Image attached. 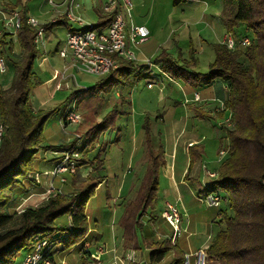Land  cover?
Here are the masks:
<instances>
[{"label": "trees", "instance_id": "1", "mask_svg": "<svg viewBox=\"0 0 264 264\" xmlns=\"http://www.w3.org/2000/svg\"><path fill=\"white\" fill-rule=\"evenodd\" d=\"M186 1L171 0V3L178 6ZM221 1L220 18L226 32L234 37L233 50L222 43L213 44L214 60L201 77L180 72L164 52L154 63L174 80H197L203 86L218 81L226 87L222 108L211 112L193 109L200 120L220 122L229 115L228 127L217 128L220 143L227 142L223 148L226 156L216 169V177H206L205 193L217 194L221 199L214 221L218 229L212 235L207 253L220 264H264V0ZM23 3L16 0L7 2L6 7L2 5L3 10L19 12L21 25L15 38L0 32V56L14 70L10 87L0 88V264H15L19 253L29 252L39 240H46L56 248L47 255L52 264L56 253L75 246L80 251L77 264H96L84 240L88 235L86 206L106 178L104 154L108 143L101 139L108 131L118 137L123 125L117 128L116 121L131 114L130 92L139 81L151 78L150 68L118 59L117 67L99 77L94 86L73 91L67 102L74 103V110L83 116V124L75 130L83 145L78 147L75 139L68 145L42 147L43 127L60 108L34 111L28 104L32 89L40 83L33 69L39 51L34 43L37 30L28 25ZM112 17L113 13H99L94 28H105ZM60 24L71 28L65 16L55 23L40 25L44 37ZM244 38L249 39L248 46L240 45ZM14 41L20 50L16 61L11 58ZM113 91L116 99H110ZM66 111L65 105L63 118ZM142 128L147 156L145 172L135 196L123 204L119 226L127 247L148 250L149 264H158L167 257H170L168 264H182L184 253L178 239L171 245L170 235L157 238L144 230L145 215L154 226L164 222L156 213L159 172L164 158L161 146L155 149L151 145L148 116ZM41 150L78 152L79 159H74L78 161L76 166L90 167L91 171L85 178L71 176L67 193L55 192L35 207L10 210L16 197L13 192L22 186L21 179H27L34 170L36 154ZM188 152L191 166L203 156L204 149L195 145Z\"/></svg>", "mask_w": 264, "mask_h": 264}, {"label": "rangeland", "instance_id": "2", "mask_svg": "<svg viewBox=\"0 0 264 264\" xmlns=\"http://www.w3.org/2000/svg\"><path fill=\"white\" fill-rule=\"evenodd\" d=\"M15 1L16 0H0V8L2 5L6 7L5 5L7 2L13 3ZM51 1L56 6L50 4L49 0H28L23 3V6L29 17L34 18L39 25H43L58 19L61 12H64L68 5L67 3L66 6L60 8L58 5L63 3L64 0ZM107 1L108 0H72L74 4L73 7H78L74 8V15L77 17L79 16L85 25H95L98 22L99 13H101L100 9ZM128 1L130 2V11L126 13L122 10L127 26L145 27L149 32L147 42L132 48V50L139 65H145V61H150L151 78L142 79L131 90L129 102L132 113L126 119H118L116 121L117 128L123 125L122 129L121 127L119 128L121 132L118 137H116L115 132L108 131L102 136L101 140L108 143L105 148L104 158L106 160L105 169L108 174L107 186L109 192H111V196H115L117 187L125 182L126 187L128 184H131L129 191L125 194L126 198L132 199L136 194L143 176L144 171L142 168H144V166L142 161L145 160V163L147 162L145 146L143 144L144 130L141 127V124H144L146 120V116H148L150 126L158 121V115L156 113V115L152 114L155 110L165 112V120L166 122H170L174 115L183 116V113L190 111L189 105L193 103L184 102L182 95L186 93L193 95L194 92H200L203 99L209 96L213 91L209 87L203 85L199 86L182 80L172 79L160 69V66L154 63L155 60L164 52L175 62L176 67L181 69L180 72L186 71L189 74H195V76L201 77L208 72L209 65L214 60L212 45L221 43L227 32L220 18V13L223 8L221 0H187L178 6H173L171 0ZM1 9L3 10V7ZM3 18L0 12V32L3 29ZM68 24L70 25V23ZM54 27L50 41H46L44 48L48 51L47 56H49L55 64L57 72L60 73L63 70L64 63L62 60H59L57 57L58 55L54 54V50L58 44L63 46V42L67 35V27L64 24L55 25ZM38 49L42 51L40 46H38ZM19 55V46L17 42L14 41V55L13 57L11 56L12 60L16 61ZM5 62L6 72L0 74L1 89L9 88L14 76L13 66L7 61ZM47 75L48 74L43 75V77H47ZM67 75L73 76L74 78L70 77L59 81V89L54 92L51 102L43 108V110L46 111L57 108H60V110L54 114L43 127L41 132V137L43 138L42 147L68 145L75 139H77L78 147L83 145V139L79 136V133L75 131L79 125L83 124V116L81 113L74 110L80 115L81 121L78 124H70L65 127L63 124L62 107L66 105L67 110L71 107L74 108V103L67 102L69 95L77 89H86L94 86L98 78L76 72L72 69L67 71ZM57 78L58 77H56V79ZM148 82L154 83L153 89L148 90L146 88V83ZM159 90H161V92H159ZM159 94L162 96V99L157 101L156 96ZM115 95L116 92L113 91L110 94V99H116ZM141 99L144 100L140 102ZM177 103L179 105H176ZM216 107L217 105L212 103V108L216 109ZM144 110L151 115H143L142 112H144ZM228 116L227 113L222 121L218 122V126L223 125L228 127ZM204 125H207V127L203 128V135L204 138H206L203 144L207 147V150L203 154L206 156V161L209 162V167L216 169L226 156V154L225 156H220V151L225 150L223 148L227 145V142L223 140L222 143H220V138L216 131L217 122L206 120ZM149 129L151 131L150 139L152 137L153 143V145L152 143L151 145L154 147V145H158L160 140L157 134L154 136L152 133L155 128ZM153 136L156 139H154ZM65 152L69 151L66 150ZM65 152L52 153L51 151L44 152L41 150L36 154L34 170L29 174L27 179H21L22 186L13 192L16 198L12 199L10 210L27 206L35 207L55 192H69L71 176H78L79 178L86 177L91 171V168L83 167L80 169V166H76L78 161H73L74 171L72 173L69 170V172L61 175H52L56 164L63 162L66 157L67 159L64 164L67 165L70 163L71 155L65 154ZM204 155L202 156L203 158ZM54 157L60 158L57 160H49ZM78 159L79 158H76V160ZM86 168L90 170L87 171ZM83 169H86V175ZM61 179H63V181H61ZM160 187H164L163 179L160 181ZM105 193V188L96 191L94 196L88 201L87 208L95 213L100 204L103 206ZM119 202L120 199L111 198L108 200V203L113 206H116ZM162 202L163 197L160 189L157 203L160 206ZM99 208L102 210V207ZM103 211L105 217L99 222L95 221L96 223L94 222V220H96L95 217H92L90 224L92 226H98V229H100L103 235L106 234L110 236L111 225L118 219L119 215L117 213L114 214V217L111 216V212L107 208ZM144 226V230L153 235H155L157 231L166 233L169 230L167 225L163 222L157 224L155 229L150 225ZM217 229V225H212L210 234L211 232L214 233ZM180 230L179 238L181 243L188 242L190 246H196L204 241L207 242L206 233H199V235L194 237L191 236L186 239V236H184L186 233H184L182 226ZM96 247L97 245L94 243L89 248L93 256H95ZM25 255L26 252H20L16 257L15 264H20ZM169 259L170 258L167 259L168 262ZM104 264L108 263L104 261Z\"/></svg>", "mask_w": 264, "mask_h": 264}, {"label": "crops", "instance_id": "3", "mask_svg": "<svg viewBox=\"0 0 264 264\" xmlns=\"http://www.w3.org/2000/svg\"><path fill=\"white\" fill-rule=\"evenodd\" d=\"M63 6H66V4L61 3L58 5V7L60 8ZM73 6L74 4L72 5V11L74 10V8H78L77 6L75 7ZM65 11L61 12L59 18L56 19V21L62 19ZM70 27H75V25H71L70 23ZM54 28L55 27H53L49 31V33L44 37V45L46 44V41H50ZM61 47L62 46H60L59 44L56 46L54 50L55 55H57V51ZM38 51H39L38 57L34 62V66H35L34 69H35V75L40 80V83L34 86L28 101V104L34 111L43 109L47 104L51 102L54 92H56L59 89L58 86L60 81L59 78L56 79L55 72H57V68L55 64L52 62V60L49 58V56H47L48 51H46V48H43L42 51L38 49ZM59 60L61 59L59 58ZM46 74H48L47 77H43V75ZM188 83L196 84L199 86L203 85L201 84V81H197V80H189ZM206 87H209L213 91L210 93L209 96H206L203 99L200 92H194L193 95L188 93L182 95L184 98V102L193 103L189 105L190 111L183 113V116L174 115L172 117V120H170V122H166L165 112H159L158 110H155V112H153L152 114L156 113L158 115L157 116L158 121H156L154 124H151L150 126V128H155L154 132L152 133L154 134V136L155 134H157L160 140L158 145H154V148L156 149L158 146H161L163 150V158H164V165L162 166V168H160V172H159V191L161 189L163 202L160 206L158 205L156 213L160 217L164 204L170 203L177 208L180 214V218H181L180 227L181 226L183 227V231L184 233H186V235H184L186 236V239L190 238L191 236L194 237L196 235H199V233H206L207 236V242L204 241L200 244H197L196 246H190L188 242L181 243L180 238H178L177 243L179 244V247L182 249L184 255L193 254L195 251L201 248L202 249L208 248L213 235L212 234L213 232H211L210 234V230L212 225L215 224L214 221L216 219L218 212L217 208L208 207L200 200L201 197L205 194L206 184L208 183L206 178L207 177L206 171H211L216 173L217 168L214 169L209 167V162L206 161V156L204 154H203L204 158L203 157L197 158L194 161V163L190 166V156L188 152L189 148L195 145L202 146L204 152H206L207 150L206 149L207 147L203 144V142L206 140V138H204L203 135V128L207 127V125H204L206 120H200L196 118L193 109L199 108L205 112H211L214 109L212 108V103L217 105L216 109L217 108L220 109L223 107V99L227 91L226 87L218 81L206 85ZM153 88L154 86L150 89L148 88L147 89L151 90ZM159 92H161V90H159ZM195 97H198V100H195ZM156 98L158 101L162 99V96L159 94L156 96ZM143 100L144 99H141L140 102H142ZM176 105L179 104L177 103ZM142 113L143 115H151L146 110H144V112ZM142 125L143 124H141V127ZM217 128H218V122L216 126V131L218 132ZM151 143H152V137H151ZM52 159L53 158L49 160ZM142 164L144 166V168L142 169L145 172V167H146L145 160L142 161ZM105 165H106V160L104 158V166ZM107 176L108 174L106 173L105 180L96 189V191L101 190V188H105L106 190L105 201L103 203V206H101V204L99 206L102 207V210H100V208L98 207V210L94 213L92 210L87 208L88 206H86L88 235L84 240V245L89 249L90 246L95 243L97 245L95 256H97V250L103 248L104 253L98 256L99 260H101L103 264L104 261H106L108 264H112V263L125 264L123 262V259L124 256L129 252L134 253L136 259L135 264H149L146 256L148 250L142 249L136 251L132 248L127 247L125 245V241L123 238V231L119 226V221L123 213V204L128 200H130L126 198L125 194L129 191L131 184L130 185L128 184L127 187L125 186L126 184L125 182L122 183L123 185L122 184L121 186L119 185L116 189V195L112 197L110 194L111 192H109L107 186L108 184ZM161 179L164 180L163 188L160 187ZM111 198L120 199V202L117 203L116 206L110 205L108 203V200ZM105 208L110 210L111 216L114 217V214L117 213L119 215L118 219H116L115 222L111 225L110 236L106 234L103 235V233L100 232V229H98V226H92L90 224V220L92 219V217L93 218L95 217L96 219L94 220V222L95 221L99 222L105 217V213L103 211ZM149 219H150L149 216L145 215L142 218L143 225L146 226L150 225L155 229L156 223L155 226L154 224L152 225V223L149 222ZM167 227L169 228L168 225ZM170 233L171 230L169 228V230L166 233L157 231L155 236L157 238L168 237ZM78 248L79 246H75L68 251L56 253L53 257V264H77L80 258V251ZM91 255L92 258L95 259V262L97 264L98 258L96 259V257L93 256L92 253ZM168 258L170 257H167L158 264H168L167 261Z\"/></svg>", "mask_w": 264, "mask_h": 264}, {"label": "built area", "instance_id": "4", "mask_svg": "<svg viewBox=\"0 0 264 264\" xmlns=\"http://www.w3.org/2000/svg\"><path fill=\"white\" fill-rule=\"evenodd\" d=\"M22 1L27 2L28 0ZM49 3L55 5L51 0H49ZM62 4L67 5L64 13L67 22L71 23V25H75V27H71L67 30L63 46L57 51L58 57L64 63L63 70L60 73L55 72V76L58 77L60 81L73 77L67 75V71L70 69L99 78L115 69L118 64V59H123L135 65L138 64V60L132 48L147 42L149 32L145 27L127 26L122 10L126 13L130 11V2L128 0H108L107 3L103 5L100 9L102 15L113 13L111 21L105 28H94V25L83 24L84 22L82 19L75 16L72 11V0H64ZM0 12L4 17L2 21V31L15 38L16 32L21 25L19 12L2 9ZM55 22L56 20L52 21V23ZM27 23L30 27L37 30L34 40L36 48L40 46L43 49L44 35L42 27L32 17H28ZM221 43L229 50H233L236 47V42L231 33H226ZM240 45L248 46L249 39L244 38L240 42ZM5 63L4 58L0 56V74L6 72ZM145 65L150 68V61H145ZM146 87L148 89L152 88L153 82H148ZM195 100H198V97H195ZM80 121L81 117L74 111L73 107L66 111L63 118V122L68 125L78 124ZM1 133L2 128L0 126V142ZM65 154L71 155L70 163L67 165L64 164L67 159L66 157L65 160L63 159V162L56 164L54 172L52 173L53 176L64 174L69 172V170L71 173L74 171L73 161L74 159L79 158L78 152H65ZM225 154V150L220 151V156H225ZM82 168L83 167L80 169ZM86 169L87 171L90 170L89 168ZM86 169H83L85 175L87 173ZM206 176L213 179L216 177V173L206 171ZM61 181H63V179H61ZM200 200L206 206L213 208H218L221 203V199L217 194L205 193ZM160 217L165 224L169 226L171 230L169 240L171 245H175L177 239L180 237L181 231V218L177 208L170 203L164 204ZM55 249L56 248L53 245L48 244L46 240H39L33 245L32 249L26 253L21 264H52L47 255L52 253ZM102 253H104L103 248L97 250V256H95L96 259ZM135 261L136 259L133 252L127 253L123 259L125 264H135ZM97 264H103L99 258L97 259ZM182 264H220V262L210 259L206 248L199 249L193 254L184 255Z\"/></svg>", "mask_w": 264, "mask_h": 264}]
</instances>
